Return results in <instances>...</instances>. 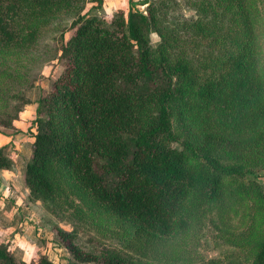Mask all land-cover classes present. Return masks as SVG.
I'll use <instances>...</instances> for the list:
<instances>
[{"label": "trees", "instance_id": "trees-1", "mask_svg": "<svg viewBox=\"0 0 264 264\" xmlns=\"http://www.w3.org/2000/svg\"><path fill=\"white\" fill-rule=\"evenodd\" d=\"M102 4L0 0V127L18 119L28 101L15 91L41 38L62 25L61 68L28 128L31 197L54 216L103 218L152 241L247 205L250 264H264V186L240 179L264 166V0H127L110 19L91 12ZM56 232L66 264H160ZM0 264L57 263L42 251L27 262L4 240Z\"/></svg>", "mask_w": 264, "mask_h": 264}, {"label": "rangeland", "instance_id": "rangeland-1", "mask_svg": "<svg viewBox=\"0 0 264 264\" xmlns=\"http://www.w3.org/2000/svg\"><path fill=\"white\" fill-rule=\"evenodd\" d=\"M90 5L91 3H88L86 8ZM126 7L127 0H103L101 7L92 9L91 12L102 14L106 19H110L117 9H126ZM137 7L144 10L145 4H138ZM177 10L185 15L192 13L185 3ZM69 21L70 19H66L61 24L67 26ZM61 26L58 25L57 29L41 38L39 48L33 53L29 64V79L15 91L28 101L23 108L29 109L35 106L34 102L40 91L49 89L50 78L54 77L61 68L57 64L55 53L58 45L55 37L58 36ZM150 38L153 43L158 39L154 33L150 35ZM27 147L28 145L25 144V150ZM221 160L224 164L233 166L232 158L223 157ZM21 164L19 158V167L22 169ZM249 170L245 177L240 179L258 180L264 186V166L260 169L249 168ZM24 193L26 194V191ZM28 195L31 197L30 192ZM26 200H29L31 204H28L25 210L30 212L32 217L26 218L22 231L16 228L9 235L16 255L28 262L32 260L31 256L35 257L36 253L42 251L49 254L57 264H66L69 254L59 245L57 226L66 230L76 229L77 240L86 249L102 245L116 247L141 260L160 264H191L208 258H216L224 264H250L251 261L250 248L246 239L249 219L243 214V208H247V205L243 206L240 203L234 205L233 209L225 210L221 216L216 210L208 212L202 219L194 221L186 233L152 241L146 236L139 238L134 235L129 236L124 233L121 226L103 218L91 216L81 218L71 214L63 217L54 216L39 199L31 201L28 197ZM18 224L19 221L16 218L13 226L17 227ZM5 235L8 234L0 230V237Z\"/></svg>", "mask_w": 264, "mask_h": 264}, {"label": "crops", "instance_id": "crops-1", "mask_svg": "<svg viewBox=\"0 0 264 264\" xmlns=\"http://www.w3.org/2000/svg\"><path fill=\"white\" fill-rule=\"evenodd\" d=\"M34 103L35 106L29 109L22 108L12 127H0V149L10 162L8 167H0V230L8 234L0 237V241L9 240L13 243L9 233L14 232L16 228L22 231L23 225L26 224V218L32 217L31 213L25 210V207L31 204L26 199L29 197L32 201L33 198L28 195L29 189L24 182L23 170L31 151L32 137L28 128L30 121L35 116L36 102ZM25 144L28 145L26 150ZM19 158L23 165L22 169L19 167ZM16 218L19 224L14 227L13 223ZM33 258L30 257V259Z\"/></svg>", "mask_w": 264, "mask_h": 264}]
</instances>
